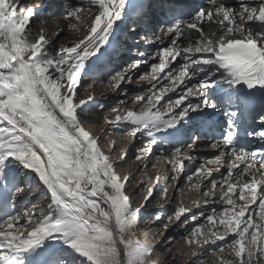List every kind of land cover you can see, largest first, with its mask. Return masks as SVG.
I'll use <instances>...</instances> for the list:
<instances>
[{
    "label": "snow or ice",
    "instance_id": "1",
    "mask_svg": "<svg viewBox=\"0 0 264 264\" xmlns=\"http://www.w3.org/2000/svg\"><path fill=\"white\" fill-rule=\"evenodd\" d=\"M209 3L211 7L191 11L178 4L167 6L168 23L154 33L161 47L110 79L119 88L132 82L130 70L158 60L136 79L149 84L132 101L139 110H125L126 101L121 100L109 110L114 119H104L110 125H130L132 137L147 138L138 149L140 159L160 143L183 146L178 134L186 122L222 111L219 139L210 145L218 155L205 158L193 173L203 171L211 185L203 191L205 205L217 188L225 189L219 198L223 209L218 227L209 229L211 236L204 233L203 241H221L219 251L227 249L233 264H264V0H239L238 6L227 0ZM130 7L129 0H80L65 18L75 21L70 26L82 28L84 35L58 46L53 55L43 31L31 38L38 7L24 0H0V264H151L152 249L137 235L144 205L131 204L126 194L130 177L118 175L99 138L84 128L95 97L81 99L78 92L93 58L111 46ZM205 24H215L217 32H205ZM245 116L250 118L245 137L255 142L252 147L240 142ZM198 140L194 137L187 149ZM192 159L177 146L168 163L179 171ZM214 173H220L219 182ZM28 177L46 189L47 211L37 205L9 210L32 193ZM152 195L149 188L145 204ZM188 211L180 207L175 220ZM204 215L185 219L197 224L191 239L186 238L189 245H199V219ZM216 215L213 208L206 221L215 224ZM53 245L59 248L52 250Z\"/></svg>",
    "mask_w": 264,
    "mask_h": 264
},
{
    "label": "rangeland",
    "instance_id": "2",
    "mask_svg": "<svg viewBox=\"0 0 264 264\" xmlns=\"http://www.w3.org/2000/svg\"><path fill=\"white\" fill-rule=\"evenodd\" d=\"M40 1L42 0H24L29 6H38ZM54 1L51 0L47 7L54 9L53 6L60 7L62 5L58 0V4L54 3ZM79 3L80 0H63V12L51 11L48 16L50 22L55 23L56 20L60 19L66 23L64 27L67 31L63 30L55 34L56 39L54 38V40L58 41L59 45L56 43L58 46L60 44L66 45L73 33L74 29L70 25L76 22L66 19L65 15L72 6L78 5ZM193 4L194 9L206 8L202 3L194 2ZM127 28L126 33L134 35L135 31H132L133 27L128 26ZM41 31L50 40V36L47 35L51 29H46L44 18L38 17L31 27V38L34 39L35 35H38ZM150 39L152 38L150 37L148 39L147 37L144 38V36L142 40L140 38H134L133 41H137L135 45L129 41L124 42V45L121 47L122 50L119 52V54H125L123 56L124 62L117 67H112L108 75L104 76L100 82L91 79L90 76L84 77L86 79L82 81V87L78 89L80 98L86 99L91 94L94 95L95 100L90 110L85 113L87 119L83 121V126L93 136L99 138L100 147L116 164V172L118 175L121 178L124 176L130 177L128 182L130 187L127 188L126 194L131 197V204L134 207L144 205L138 219L137 235L143 245L152 249L150 257L151 264H219L221 258H223L224 264H233L234 257L227 249L223 253L219 251L221 241L212 243L211 241L215 239L214 237H211L207 244L203 241L204 233H208L211 236L209 229L215 230L218 227V221L221 218L219 212L223 209L219 198L225 189L217 188L215 195L205 205L204 201L208 198L203 196V191L210 190L211 185L204 178L206 173L203 171L200 174H193L195 168L205 162V158H213L218 153L214 149H207L206 145L200 144H196L193 149H187L186 145L192 139L187 140L182 146L181 151H186L193 159L192 161L186 160L185 167L182 170L173 171L172 166L168 163L171 155L168 157V160L159 156L157 145L151 146V153L143 154L140 159H136L137 155H140L138 149L144 146L147 138L139 134L136 137H132L128 134L130 126L128 127V125L121 123L110 125L104 119L106 115L109 116V119H114L115 114L110 113L109 110L121 100L126 101L122 105L125 110H139L138 105L132 101L135 95L146 92L149 84L147 81L138 84L136 79L139 75L149 71L151 61L149 63H141L137 69L130 70L128 74L133 77L131 83L125 82L119 88H116L113 84H110V79L116 73L122 72L130 63L136 60H148L151 55L141 56L140 49ZM57 45L52 48H47V51L54 54L55 49L58 47ZM89 85L91 87H87ZM168 95L173 99L176 98L175 93H169ZM101 105L103 108L100 107ZM192 135L195 136V134ZM188 167H190L191 172L188 170ZM206 167L215 168L219 166L206 165ZM225 171V169H221L222 173ZM190 174L192 175L191 180L188 179ZM174 176L175 179H173ZM213 178L219 182L221 180L220 173H214ZM26 183L33 184V191L26 198L20 199L15 208L17 207V210H23L26 207L37 205L38 208L42 207L47 211L48 193L44 186L32 177L26 178ZM197 185L199 187H196ZM149 188L153 189V195L145 204L144 197L147 196ZM233 199L236 200L237 204L242 203L235 197ZM197 202H199L200 207H197ZM180 207H184L189 211L177 221L174 218V214ZM213 208L217 210L215 224L206 221V216L212 214ZM201 212H204L205 215L200 216L199 219V224L202 225L201 232L198 234L200 243L199 245L195 243L189 245L186 243V238L191 239L190 233L194 227H197V224L191 220H188L187 223L184 221L193 214L199 216ZM157 215L161 217L160 220L156 219ZM169 216H172L173 219L168 220ZM165 224L168 225L167 230L164 228ZM57 248H59V245H53L52 250H56Z\"/></svg>",
    "mask_w": 264,
    "mask_h": 264
},
{
    "label": "bare ground",
    "instance_id": "3",
    "mask_svg": "<svg viewBox=\"0 0 264 264\" xmlns=\"http://www.w3.org/2000/svg\"><path fill=\"white\" fill-rule=\"evenodd\" d=\"M28 1H30V0H28ZM44 1L45 0H42L39 2L40 4L37 6L38 7L37 16L33 19L31 27L34 24L36 18L43 17L45 28L51 29V31L48 33L47 36H50L49 42L50 41L51 42L49 43V47L52 48V47H55L57 45L56 43H58V41L54 40V38L56 39V37H55L56 32H61L63 30L67 31V30H65V27H64V25L66 23L62 22L59 19V20L55 21V23H57V24H55V23L49 21L48 16H49L51 11L61 12V13L63 12V8H62L63 7V0H58V2L62 4V5H60V7L59 6L55 7L52 5L54 7V9L52 7L48 8L47 6L46 7H40L44 3ZM194 2L202 3L206 6V8L211 7L209 0H151L147 4V6H145V9L143 11L144 13H146V15H144L143 17H141L140 15L138 17L128 16V19H126L123 23H120L119 29L114 34V38L115 39L118 38V40L121 41V43H123L124 41H126V42L129 41L130 43L135 45L137 43V41H139V39H137V41L135 42V41H133L134 38L135 39L140 38V40H142L143 36H144V38L147 37L148 39L151 37L152 39L147 40V41L145 40L146 44H143L142 48L140 49V52L143 53L144 55L150 54L152 56L156 52V50L161 47V45L158 42H156L154 33L159 34L161 27H164L168 23V18L165 14L167 6L170 4H178V5L186 6V7L191 9V8H193ZM54 3H57V0H55ZM227 3L232 5V6H238L239 2H236L234 0H227ZM258 3H259V0H254L253 2H251V4H258ZM161 5H163L164 7H161ZM125 25H126V27L124 28L125 32H126V29L128 26L129 27L132 26L133 27L132 31H135L134 35H129L131 33H129V34L124 33V35H122L123 27ZM31 27H30V32H31ZM204 30H205V32H217V26L215 24H212L211 26H209L208 24H205ZM83 35H84V30L82 28L79 31L74 29L73 33L71 34V37L67 41V44L71 41H74L76 39L81 38ZM36 37H37V35H35V38ZM196 39H198V36L195 33H193V35L191 36V40L195 41ZM52 40H54V41L52 42ZM185 43H187V41H185ZM58 45H59V43H58ZM121 47H122V45H121ZM123 56H125L124 53H122V54L116 53L115 56L112 57L111 62L108 65L99 64L97 62V60L95 58H93L94 62L92 63V65L88 71V74L85 77L90 76L91 79H93L97 82H100L104 78V76L108 75V73L110 72L112 67H114V66L117 67L118 65H120L121 63L124 62ZM152 62H158V60L151 61V63ZM85 79L86 78H83V80H85ZM193 83H195V81H193ZM84 87H86V86H84ZM85 91H87V90H85ZM90 92H91V90H90ZM193 115L195 116V114H193ZM88 116H90V115H88ZM222 118H224L222 111L215 113L210 118L207 116V114H205L204 116H197L192 121L186 122L184 127L181 130L184 132L187 129H190L191 131L189 133L195 134V137H197V136L199 137L197 144L206 145L207 149H213L210 145L218 139H213V138L210 139L204 133H202L203 121L206 119L219 121ZM125 125H128V124H125ZM129 126L130 125H128V127ZM128 127H126V128H128ZM180 147L182 148L181 145H180ZM173 150H174V147L169 146L165 142L157 145V152H158L159 156H161L167 160H168V157L172 154ZM214 150L218 153V151L216 149H214ZM9 210L15 211V210H17V207L16 208H10Z\"/></svg>",
    "mask_w": 264,
    "mask_h": 264
}]
</instances>
